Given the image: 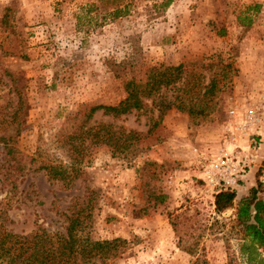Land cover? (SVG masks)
<instances>
[{
    "label": "rangeland",
    "instance_id": "rangeland-1",
    "mask_svg": "<svg viewBox=\"0 0 264 264\" xmlns=\"http://www.w3.org/2000/svg\"><path fill=\"white\" fill-rule=\"evenodd\" d=\"M132 1L127 15L111 19L98 0H0V138L13 148L6 154L0 140L2 226L22 234L37 225L63 231L69 206L89 197L95 205L87 235L129 241L107 264H193L197 253L206 259L200 264H246L235 208L215 212L199 160L223 146L227 109L252 106L260 121L244 148L250 165L237 191L264 186V0ZM179 63L205 83L219 78L206 119L192 122L172 108L154 125L155 96L130 114L98 110L86 120L91 106L125 97V79L142 85L149 66ZM175 93L168 89L165 99ZM99 122L142 138L115 155L102 142L73 138ZM78 157L81 173L68 188L42 169L76 165ZM186 210L192 221L179 225L188 231L180 242L169 221ZM180 244L196 246V254Z\"/></svg>",
    "mask_w": 264,
    "mask_h": 264
},
{
    "label": "trees",
    "instance_id": "trees-1",
    "mask_svg": "<svg viewBox=\"0 0 264 264\" xmlns=\"http://www.w3.org/2000/svg\"><path fill=\"white\" fill-rule=\"evenodd\" d=\"M98 1L109 8L107 16L111 19L127 15L133 2L132 0ZM168 3L169 0H164L159 3V6H167ZM218 81L219 78L212 76L205 83L200 72L187 71L182 63L149 66L145 70V80L142 85L133 78L125 79L123 83L125 97L114 105L91 106L86 114V120L98 110H101L104 115L113 117L130 114L143 108L144 99L154 100L155 96H158L161 98L157 104L159 118L154 125L159 123L166 111L172 108L186 112L192 122H199L206 119L209 110L214 107L210 102L214 100L216 91L220 89ZM170 88H173L176 93L173 100H166L165 92ZM85 137L94 143H104L115 155L126 154L142 138V134L134 130L114 127L110 123L99 122L83 127L73 138H79L83 143ZM2 142L7 149L6 154L12 155L13 148L5 139H2ZM76 151L79 152V148ZM81 162V157L76 165L70 166L62 162H48L42 165V169L45 170L48 179L61 180L68 188L81 173ZM244 178L235 188L221 189L214 194V210L217 214H221L230 208H235L232 224L236 234L239 235L240 256L246 264H264V198L260 196L264 186L261 182H257L256 185L247 188L242 186L246 190L237 191ZM165 197L163 193L155 194L156 202H163ZM94 205L93 199L88 197L87 202L69 206L63 231H50L37 225L29 233H15L5 229L0 221V264H107L120 257L129 245L126 238L92 239L87 235L86 230L92 222ZM188 221L192 219L188 216L187 210L176 214L173 218L170 217L169 222L180 242L185 239L188 231H183L179 225ZM215 221L217 223V220ZM180 245L181 249L189 254L195 255L197 252L196 246ZM202 262L206 263V259L197 253L193 264Z\"/></svg>",
    "mask_w": 264,
    "mask_h": 264
},
{
    "label": "built area",
    "instance_id": "built-area-1",
    "mask_svg": "<svg viewBox=\"0 0 264 264\" xmlns=\"http://www.w3.org/2000/svg\"><path fill=\"white\" fill-rule=\"evenodd\" d=\"M260 118L252 106L234 104L227 109L224 128V143L217 151L201 154L199 160L200 179L204 185L217 192L221 189L235 188L248 170L250 161L243 153L254 138ZM250 140L247 144L245 141Z\"/></svg>",
    "mask_w": 264,
    "mask_h": 264
}]
</instances>
